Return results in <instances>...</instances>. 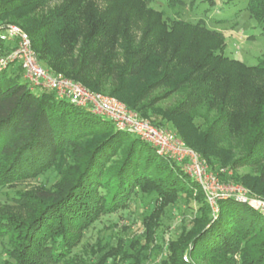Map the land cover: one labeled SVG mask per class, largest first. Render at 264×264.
Masks as SVG:
<instances>
[{
  "label": "trees",
  "instance_id": "16d2710c",
  "mask_svg": "<svg viewBox=\"0 0 264 264\" xmlns=\"http://www.w3.org/2000/svg\"><path fill=\"white\" fill-rule=\"evenodd\" d=\"M52 1L0 0V20L29 35L41 67L113 95L143 117L140 101L151 89L183 90L185 99L164 117L176 124L179 138L212 171L226 159L209 146L220 136L235 138L242 153L229 164L255 168V176L238 179L251 196L264 197V55L254 65L230 58L219 33L197 22H168L145 0H59L37 11ZM245 9L264 29V0H247ZM10 45L0 38V49ZM34 87L40 86L23 77L20 65L0 69V186L55 166L63 174L54 190L19 193L26 215L0 213L8 256L2 264L61 261L84 229L102 214L127 208L138 192L144 204L155 203L142 216L154 231L168 204L194 211L166 241L159 264H264V212L233 197L218 199L213 212L182 163L157 154L110 118ZM198 103L214 112L203 130L194 122Z\"/></svg>",
  "mask_w": 264,
  "mask_h": 264
},
{
  "label": "rangeland",
  "instance_id": "374dc122",
  "mask_svg": "<svg viewBox=\"0 0 264 264\" xmlns=\"http://www.w3.org/2000/svg\"><path fill=\"white\" fill-rule=\"evenodd\" d=\"M246 1L247 0H231L229 2H226V0H145L148 7L161 11L163 18L168 22L172 20H183L190 23L197 22L203 27L219 33L225 44L223 50L224 55L240 60L247 65H254L264 55V29L245 9ZM59 3V0H54L43 6L41 5L38 7L37 11L46 12ZM5 21L0 20V27L5 28L9 25L18 27L14 23ZM18 28L26 33L20 27ZM135 33L136 32L133 30L132 34ZM136 36H138V34H136ZM4 40L11 43L8 49H0V61L7 62L4 68L11 69L19 66L21 64L20 59L17 60L19 57L16 56V51L20 47L19 42H15L11 39ZM30 50L38 59L35 51L32 49L31 41ZM118 62H120V60H118ZM51 73L54 75L61 74L65 77L62 73ZM40 89L41 87L33 88L35 92H39ZM90 91L119 100L117 97L105 92ZM184 99L185 92H183V90L170 91L168 86L163 85L151 89L140 101L143 106L142 110L146 111L148 117L140 116L139 112L129 108L121 100L119 101L130 111L136 113L139 118L153 125L156 129L169 131L176 136V138L181 140L176 133V124L172 121H167L164 117L168 110L174 108V106ZM194 106L196 107L197 114L194 117V122L198 125L199 130H203L207 122L212 120L214 112L205 108L203 104L201 105L198 103V105ZM153 123H158L159 126H155ZM182 142L184 143L187 141L184 140ZM184 145L186 146L185 143ZM239 145L240 144L236 142L235 138L224 136L216 138L208 149L221 157L224 156L226 162L223 166H220L218 170L211 171L216 174L224 184L240 185L249 190V192H251L250 194H253L254 192L250 190L248 186L243 185V182L238 178L243 175L255 176L256 169L248 166L231 167L229 164L233 158H236L242 153ZM156 152L162 155L158 151ZM194 152L196 151L194 150ZM70 155V152H67L64 158L65 162L70 160ZM62 174L63 169L55 166L36 177L13 181L10 184L0 186V213L17 212L23 216L26 215L29 209L24 206V201L20 199L22 196L19 195V193H29L37 190H54L60 182ZM253 196L260 199L264 198L258 194ZM144 200H147L145 199V195L138 192L132 196L127 208L118 209L112 213L102 214L96 221L89 225L88 228L84 229L80 241L75 245L68 256L52 264H159L163 258H166V241L178 235L180 225L185 228V225L193 218L194 211L185 206L182 207V211H180L176 206L168 204L160 215L157 228L154 231L151 229L153 228V222L150 223L146 221L151 227L149 228V226L144 225L142 216L148 215L155 206V203L152 200L150 203L144 204ZM142 206L143 209H141ZM5 249L6 241L2 240L0 241V264H2L4 260H8ZM144 249L147 252L155 249L157 253L160 254L157 256H155L156 254L153 255V253H155L154 250L152 254L146 255ZM184 255L187 258L186 261H189V255L187 253ZM235 258L237 260V257Z\"/></svg>",
  "mask_w": 264,
  "mask_h": 264
},
{
  "label": "built area",
  "instance_id": "2783aa9c",
  "mask_svg": "<svg viewBox=\"0 0 264 264\" xmlns=\"http://www.w3.org/2000/svg\"><path fill=\"white\" fill-rule=\"evenodd\" d=\"M0 38L19 42L17 58L23 70V77L34 86L53 90L59 98L67 99L75 105L88 107L94 113L110 118L116 128L129 131L151 145L162 155L182 163L185 171L200 185L213 212L217 211V200L233 197L239 202L248 203L264 212V198L251 196L249 190L240 185L224 184L214 174L200 156L184 145L172 133L158 130L130 111L119 100L91 92L61 74H52L40 66L38 59L30 50V39L18 27L9 25L0 27ZM6 61H0V69ZM186 260V256H184Z\"/></svg>",
  "mask_w": 264,
  "mask_h": 264
}]
</instances>
